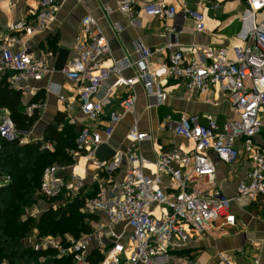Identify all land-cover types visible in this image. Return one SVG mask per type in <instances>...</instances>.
<instances>
[{
  "label": "built area",
  "instance_id": "built-area-1",
  "mask_svg": "<svg viewBox=\"0 0 264 264\" xmlns=\"http://www.w3.org/2000/svg\"><path fill=\"white\" fill-rule=\"evenodd\" d=\"M22 1L0 0L13 5ZM61 1L40 0L39 7L29 13L31 17L9 23L8 29L14 35L9 39L0 36V80L7 76L9 87L22 96L40 90L32 86L31 80L41 81L55 70L46 55L35 57L27 48L15 49L19 35L31 37L35 32L50 30ZM196 2L210 4L211 8L219 6L213 0ZM247 2L238 33L240 44L230 48L204 44L182 47L170 43L167 47L172 52L168 60H160L154 68L151 58L160 49L153 50L141 42L137 60L126 59V63L114 60L111 66H105L104 62L112 56L110 41L94 15L87 13L82 17L73 53L61 72L77 86L81 110L88 121L78 131L74 145L68 148L69 155L76 163L86 158L96 167L92 176L96 183L87 185L85 178L76 174L64 176L66 165L50 164L43 171L37 191L47 205L29 211L28 215L36 217L49 208L57 209L65 201L80 198L83 201L80 211L93 216L88 221L91 230L75 237L68 232L43 235L34 229L24 239L26 246L34 251L53 250V258L69 257L71 264H169L176 257L175 252L191 240L207 231L237 224L232 210L234 198L225 195L217 184L211 151L229 164L236 162L242 152L246 153L251 168L238 184L237 197L250 201L264 199V149L256 141L264 127V0ZM137 4V0H120L116 9L129 15ZM138 12L161 19H174L179 14L165 0L149 1L140 5ZM180 12L195 21L198 31L206 28L205 14L200 9L183 1ZM130 66L138 70L134 76L126 77L123 70ZM169 75L185 81L188 92L197 89L202 93H223L234 116L220 125L212 113L204 115L205 122H201L199 115L179 118L167 115L160 129H171L193 146L173 145L164 150L160 145L155 161L137 148V143L151 138V134L139 131L136 120L127 151L116 150L109 160L98 161L99 146L110 144L122 119L135 112L136 85L145 87L148 107H159L168 94L161 81ZM111 78L113 82L105 95L98 97L103 83ZM122 87L127 88V95L110 112L105 126L100 127L105 105ZM46 90H53L65 102V110L73 107L60 87L53 89L50 84ZM43 106L42 100L29 101L25 113L31 116ZM24 132L17 128L7 109H0V151L4 141L19 140L23 144ZM47 145L51 147L52 143ZM124 159L128 160V167L119 181L102 178V174L111 175L119 170ZM0 179L8 183L10 175L0 174ZM47 258L41 256L40 262ZM221 261L233 264L225 254H221Z\"/></svg>",
  "mask_w": 264,
  "mask_h": 264
},
{
  "label": "crops",
  "instance_id": "crops-1",
  "mask_svg": "<svg viewBox=\"0 0 264 264\" xmlns=\"http://www.w3.org/2000/svg\"><path fill=\"white\" fill-rule=\"evenodd\" d=\"M119 1L62 0L51 29L35 32L31 37L19 35L20 41L15 49L27 48L35 57L46 55L49 65L55 70L54 65L59 48L69 49L70 58L81 19L87 13H91L98 19L103 33L111 44L112 56L104 62L105 66H111L114 60L120 63L123 61L126 63V59L137 60L139 58L138 45L141 42L153 50L160 49L151 58V66L154 68L160 60H168L172 52V49L167 47L170 43L182 47L204 44L230 48L240 44L238 33L242 26L243 12L248 6L247 0H213L219 4L215 8H211L210 4H197L196 0H165L168 4L174 5L179 14L174 19H161L138 12L140 5L153 0H137L135 11L129 15L116 9ZM183 1L205 14L206 28L203 31H198L195 21L184 17L180 12ZM39 3L40 0H23L15 5L0 2V36L9 39L14 35L8 29L9 23L31 17L29 13L37 9ZM108 8L114 11L108 13ZM137 70L134 66L126 67L123 74L126 77H132ZM113 79L103 83L98 97L102 98L105 95L106 88L113 82ZM161 83L168 94L165 102L159 107H148L145 87L142 84L136 85L138 93L136 110L127 114L119 123L110 142L114 149L127 151L132 143L129 134L137 120L138 130L151 134V138L137 143V148L149 160L155 161L160 145L164 150L173 145L183 148L193 146L192 142L176 136L171 129H160L167 115L173 118L187 114L199 115L201 122H205L204 115L212 113L220 125L234 116V111L226 96L221 92L202 93L197 89L188 92L185 81L174 75L165 77ZM31 84L40 90L34 95H21V101L23 100L25 109L29 101L42 100L44 102V106L36 111L40 116L39 122L46 123L43 131L53 122H58L76 135L82 126L88 124L78 100L77 86L61 71L55 70L41 81L31 80ZM50 84L53 89L60 87L68 101L73 102L70 110H65V102H61L53 90H46ZM127 93L125 87L117 89L110 102L104 107L99 121L100 127L105 126L110 112L118 108L122 97ZM216 101L219 102L218 105L215 104ZM59 118L63 121H58ZM256 141L264 149V127L256 137ZM210 155L216 165L219 188L225 195L234 198L232 210L237 217V224L225 229L207 231L201 237L191 240L185 248L175 252L176 257L169 264H223L221 254H225L233 264H264V199L259 197L257 200L250 201L237 197L238 184L250 170L251 162L244 152L232 164L220 160L212 151ZM65 165L67 168L63 172L64 176L70 177L72 174L82 176L87 185L95 182L92 176L97 172L96 167L88 163L86 158L79 159L76 164ZM127 167L128 160L124 159L119 170L111 175L102 174V178L119 181ZM149 167L152 168V165Z\"/></svg>",
  "mask_w": 264,
  "mask_h": 264
},
{
  "label": "trees",
  "instance_id": "trees-1",
  "mask_svg": "<svg viewBox=\"0 0 264 264\" xmlns=\"http://www.w3.org/2000/svg\"><path fill=\"white\" fill-rule=\"evenodd\" d=\"M21 94L13 91L7 76L0 80V109L10 112L17 128L27 130L39 119V113L29 116L22 111ZM25 109V108H24ZM62 122L63 119L59 118ZM50 125L45 139L55 144V151L40 149L39 142L20 145L18 141H4L0 151V174L10 175L8 183L0 185V264H71V259L53 258L55 251H34L24 243L25 237L34 229L43 235H64L66 232L75 237L81 232L91 230L89 220L93 216L80 211L82 199L76 198L61 203L57 209L49 208L36 217L28 215L30 208L37 202L36 193L40 187L42 174L50 164L46 161L59 155L62 147H72L76 135ZM24 155V157H23ZM70 161V159H69ZM41 256L48 257L40 262Z\"/></svg>",
  "mask_w": 264,
  "mask_h": 264
},
{
  "label": "rangeland",
  "instance_id": "rangeland-1",
  "mask_svg": "<svg viewBox=\"0 0 264 264\" xmlns=\"http://www.w3.org/2000/svg\"><path fill=\"white\" fill-rule=\"evenodd\" d=\"M23 101V100H22ZM22 111H24V105L22 103V106L20 108ZM40 118V117H39ZM40 119L37 120V122L32 125L29 129L24 130L25 132L23 133L26 137L24 139V143L21 144V142L19 140H17L20 145H26L28 143H32V142H39L40 143V149L41 150H47V151H55L56 147L55 144L53 143L51 147H49L47 145L48 140L45 139L46 136V129H44L43 131V126L46 124L45 122H39ZM52 125H55L56 127H58L59 129H63V131L67 132L68 134L71 133V131H69L68 128H64L63 126H61V124H59L58 122H53ZM70 135V134H69ZM68 148L70 147H62L60 149V153L57 157L52 158L51 160H47L46 164H60V165H65V164H72V163H76L75 160L69 155V151ZM24 157V155H23ZM70 159V161H69ZM4 181L0 179V185L4 184ZM36 197H37V202L32 205L30 208L28 207L26 210L31 211L36 209L37 207L44 209L45 206L47 205V201L43 200L41 196L37 195L36 193ZM62 199V197L56 199L54 202L57 203ZM88 224V222H87ZM84 233V232H83ZM82 234V232H81ZM5 264V263H3Z\"/></svg>",
  "mask_w": 264,
  "mask_h": 264
},
{
  "label": "water",
  "instance_id": "water-1",
  "mask_svg": "<svg viewBox=\"0 0 264 264\" xmlns=\"http://www.w3.org/2000/svg\"><path fill=\"white\" fill-rule=\"evenodd\" d=\"M70 55V50L66 48H59L57 60L54 65V69L57 71H62L65 67L68 58ZM116 153V149H114L110 144H102L96 151V159L98 161H107Z\"/></svg>",
  "mask_w": 264,
  "mask_h": 264
}]
</instances>
